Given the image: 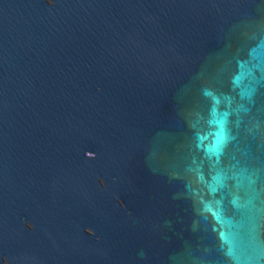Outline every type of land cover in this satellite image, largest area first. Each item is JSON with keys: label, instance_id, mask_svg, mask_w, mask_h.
Here are the masks:
<instances>
[{"label": "water", "instance_id": "water-1", "mask_svg": "<svg viewBox=\"0 0 264 264\" xmlns=\"http://www.w3.org/2000/svg\"><path fill=\"white\" fill-rule=\"evenodd\" d=\"M0 264H264V0H0Z\"/></svg>", "mask_w": 264, "mask_h": 264}]
</instances>
